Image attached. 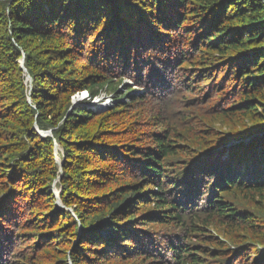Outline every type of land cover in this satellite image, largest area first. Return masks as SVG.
<instances>
[{"label":"trees","instance_id":"trees-1","mask_svg":"<svg viewBox=\"0 0 264 264\" xmlns=\"http://www.w3.org/2000/svg\"><path fill=\"white\" fill-rule=\"evenodd\" d=\"M0 264H264V1L0 0Z\"/></svg>","mask_w":264,"mask_h":264},{"label":"rangeland","instance_id":"rangeland-1","mask_svg":"<svg viewBox=\"0 0 264 264\" xmlns=\"http://www.w3.org/2000/svg\"><path fill=\"white\" fill-rule=\"evenodd\" d=\"M121 87H123V86L121 85L120 88H121ZM106 96H107V97L110 96L109 100L106 99ZM77 98H79V97H77ZM101 98H102V99H101ZM100 99H101V100H97V101L93 100L92 103H91L88 99H87V100L90 102L89 104L94 105V106H99V105H101L102 103L107 102V101L112 102V99H113V98H112V94H110V95H109V94L106 95L105 92H103L102 95L100 96ZM94 101H95V102H94Z\"/></svg>","mask_w":264,"mask_h":264},{"label":"water","instance_id":"water-1","mask_svg":"<svg viewBox=\"0 0 264 264\" xmlns=\"http://www.w3.org/2000/svg\"><path fill=\"white\" fill-rule=\"evenodd\" d=\"M264 1V0H263ZM22 66L24 67V58L22 59ZM25 68V67H24ZM25 70H27L26 68H25ZM28 79H29V81H30V83H32V77L30 76V74L28 75ZM32 85V84H31ZM39 132H40V134L42 135V136H46V135H52V131H41V130H38ZM58 147H59V145L58 144H56V151L58 150ZM58 161L60 162V159H58ZM61 177V176H60ZM59 177V178H60Z\"/></svg>","mask_w":264,"mask_h":264},{"label":"built area","instance_id":"built-area-1","mask_svg":"<svg viewBox=\"0 0 264 264\" xmlns=\"http://www.w3.org/2000/svg\"><path fill=\"white\" fill-rule=\"evenodd\" d=\"M84 95H85V96L88 95V92H84ZM108 100H109V98H108Z\"/></svg>","mask_w":264,"mask_h":264}]
</instances>
